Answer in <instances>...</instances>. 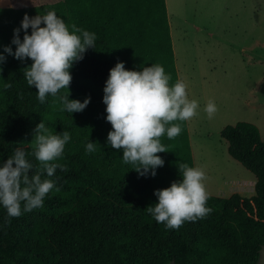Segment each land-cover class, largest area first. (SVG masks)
<instances>
[{
	"label": "trees",
	"instance_id": "1",
	"mask_svg": "<svg viewBox=\"0 0 264 264\" xmlns=\"http://www.w3.org/2000/svg\"><path fill=\"white\" fill-rule=\"evenodd\" d=\"M47 11H55L70 31L75 24L96 35L94 48L69 70V99L90 97L81 112L61 110L58 97L66 89L40 103L22 71L32 61L3 52L4 46L15 51L13 30L25 14ZM24 34L21 29V41ZM0 53L6 57L0 64V165L19 147L33 171L39 167L33 140L41 120L54 134L70 133L55 161L67 171L42 175L55 183L43 206L25 212L22 204L21 215L9 217L0 205V264H117L122 248L133 255V264L257 263L264 245V140L255 123L238 121L220 131L228 153L254 174L255 193L208 194L212 211L179 229L157 223L145 208L158 202L155 190L181 178L180 163L195 167L187 121L179 122L182 131L174 139L161 138L168 151L157 154L164 164L154 177L139 175L123 162L122 150L107 142L112 128L103 88L117 62L134 71L160 64L170 84L179 80L165 0H0ZM89 141L97 143L91 153L85 150Z\"/></svg>",
	"mask_w": 264,
	"mask_h": 264
},
{
	"label": "clouds",
	"instance_id": "2",
	"mask_svg": "<svg viewBox=\"0 0 264 264\" xmlns=\"http://www.w3.org/2000/svg\"><path fill=\"white\" fill-rule=\"evenodd\" d=\"M43 23V27L40 25ZM31 28L29 35L27 30ZM24 30L21 41L19 33ZM95 33L83 30L75 24L69 26L55 11H47L21 20L20 28L13 30L15 51L4 46L3 52L23 61H32L25 67L23 75L29 87L37 89V99L45 103L48 95L57 97L62 89L64 95L58 97L62 111L81 112L90 102L69 99V86L72 81L70 68L74 62L83 59L88 48H94ZM6 57L0 53V64ZM2 71V69H0ZM171 76L165 73L160 64H151L140 71L126 70L123 62H117L109 70L103 88L102 102L106 105V121L112 130L107 133V142L113 149L122 150L125 164L134 165L139 175H156L162 167L163 159L158 153L168 151L161 143L165 135L169 139L177 137L182 129L179 122L195 117L199 104L189 99L187 85L182 80L170 84ZM10 83L5 88H11ZM208 118L218 111L213 100L204 108ZM70 133L63 131L54 134L41 120L34 129V152L39 167L33 171V164L26 158L23 148H16L14 154L0 165V205L9 217L21 215L43 206L45 196L55 187L54 181L42 179L46 173L52 177L56 169L67 171L64 165L55 161L62 157ZM97 143L88 142L87 153L96 150ZM180 179L171 182L169 187L157 189L154 195L158 202L147 206L146 211L168 229H179L185 221H195L206 217L212 209L207 205L208 192L205 186L206 174L202 168L178 165ZM31 173V174H30ZM59 191V188H56Z\"/></svg>",
	"mask_w": 264,
	"mask_h": 264
},
{
	"label": "rangeland",
	"instance_id": "3",
	"mask_svg": "<svg viewBox=\"0 0 264 264\" xmlns=\"http://www.w3.org/2000/svg\"><path fill=\"white\" fill-rule=\"evenodd\" d=\"M166 3L179 80L199 104L198 114L187 120L195 167L206 174L208 194L250 197L255 176L228 153L220 131L249 121L264 140V0ZM209 100L218 109L211 119L204 111ZM133 263L122 248L117 264Z\"/></svg>",
	"mask_w": 264,
	"mask_h": 264
},
{
	"label": "water",
	"instance_id": "4",
	"mask_svg": "<svg viewBox=\"0 0 264 264\" xmlns=\"http://www.w3.org/2000/svg\"><path fill=\"white\" fill-rule=\"evenodd\" d=\"M168 264H176L174 261H171ZM256 264H264V245L260 248L259 258Z\"/></svg>",
	"mask_w": 264,
	"mask_h": 264
},
{
	"label": "bare ground",
	"instance_id": "5",
	"mask_svg": "<svg viewBox=\"0 0 264 264\" xmlns=\"http://www.w3.org/2000/svg\"><path fill=\"white\" fill-rule=\"evenodd\" d=\"M238 179H240V176H238ZM236 181V180H235ZM241 185L244 187V180L242 179Z\"/></svg>",
	"mask_w": 264,
	"mask_h": 264
},
{
	"label": "crops",
	"instance_id": "6",
	"mask_svg": "<svg viewBox=\"0 0 264 264\" xmlns=\"http://www.w3.org/2000/svg\"><path fill=\"white\" fill-rule=\"evenodd\" d=\"M166 1V0H165ZM166 6H167V3H166ZM171 30V29H170ZM188 124V123H187Z\"/></svg>",
	"mask_w": 264,
	"mask_h": 264
}]
</instances>
